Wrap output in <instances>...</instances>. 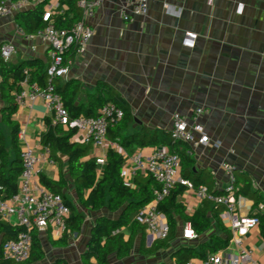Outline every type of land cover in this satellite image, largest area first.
Segmentation results:
<instances>
[{
  "label": "crops",
  "instance_id": "0c3cea01",
  "mask_svg": "<svg viewBox=\"0 0 264 264\" xmlns=\"http://www.w3.org/2000/svg\"><path fill=\"white\" fill-rule=\"evenodd\" d=\"M120 3L121 0H108L89 18L93 37L86 51L73 58L69 75L62 78L81 82L77 104L87 106L100 82L111 85L133 115L122 136L139 133L143 128L171 131L174 113L190 118L195 109L203 107L205 112L199 122L211 143L195 150L194 173L211 189L222 192L228 183L223 163L233 164L239 171L240 185L244 183L243 175L248 176L264 203V0H150L148 14L134 16L130 21L121 16ZM167 5L180 14L170 13ZM187 32L198 34L193 48L183 43ZM6 42L16 47L11 65L34 60L47 68L50 46L38 36L22 33L16 16H0V46ZM1 82L0 75V86ZM8 104L0 87V131L9 157L14 159L11 130L2 118ZM50 116L46 102L38 98L29 105L18 106L13 119L26 130L31 146H41L42 133L47 130L46 118ZM73 140L82 141L80 134ZM152 148L134 144L126 151L133 155L139 151L148 153ZM101 154L100 150H91L85 159H96ZM61 173L67 181L66 196L85 215V220L81 231L71 232L64 246L52 244L64 236L59 231L39 232L46 256L34 264L61 260L84 264L83 254L97 219L119 216V212L107 207L91 211L78 201L66 156H62V162L43 164L40 174L59 180ZM143 175L146 174L137 176ZM249 204L254 207L255 200L249 198ZM176 220L177 233L169 248L155 254L142 253L143 243L146 247L151 245L147 231H139L135 233L131 254L118 258L114 253L110 264L174 263L173 253L181 246L197 248L209 239L210 234L185 238L188 223L179 216ZM121 231L127 240L131 237L130 227ZM246 244L256 249L259 262L264 264V239L259 226L249 233ZM91 260L96 262L95 257Z\"/></svg>",
  "mask_w": 264,
  "mask_h": 264
},
{
  "label": "built area",
  "instance_id": "2783aa9c",
  "mask_svg": "<svg viewBox=\"0 0 264 264\" xmlns=\"http://www.w3.org/2000/svg\"><path fill=\"white\" fill-rule=\"evenodd\" d=\"M43 1H46L42 13L46 26L34 34H26L22 28L21 32L32 37L38 36L50 46L51 59L46 69L48 82L43 87L37 82L30 83L28 78L25 79L22 82V89L16 94L18 106L29 105L38 98L44 100L52 112L54 124L76 128L82 141L92 145V150L102 151V154L95 159L100 166L105 164L110 148L118 151L125 157L122 170L125 186H133L134 178L138 174L151 175L156 180L158 187L155 189L154 200L143 206L136 215V220L146 227L150 245L157 239L169 237L171 231L169 220L167 214L159 208V204L173 193L177 185L182 184L187 187L180 198L186 210L193 213L206 200L223 206L220 218L231 234L227 247L209 254L206 259H191L184 264H261L256 249L246 244V238L259 226L258 213L264 211V203L261 202L258 208H254L249 204V198L239 192L240 185L235 165L223 163L228 183L224 191L215 193L206 184L195 186L192 181L183 178L181 158L171 152L168 146H153L148 153L139 151L129 155L119 141L111 140L108 135L110 126L124 117V110L116 103H105L97 117L81 114L71 119L61 95L55 91L54 78L67 77L73 58L86 51L94 34L88 20L108 0H80L82 20L70 28H58L54 24V16L63 12L62 0H6L0 4V16H16L18 12ZM149 1L121 0L119 5L121 16L125 21L132 20L134 16H146L149 11ZM167 10L175 15L180 14V11L171 5H167ZM197 38V33L187 32L183 43L193 48ZM15 51L16 47L13 43L6 42L0 46V55L5 62L10 61ZM70 54L74 57L69 58ZM204 112L203 107H199L190 118L178 112L173 115L171 136L190 145L187 150L190 156H194L199 146H207L211 143L199 122ZM18 137L21 143L23 170L15 195L7 198L0 189V220L22 228L15 239H9L2 244V252L5 259L23 262L32 254V231L37 229L39 232H45L52 229L65 234L69 231L67 221L71 215V208L62 194L51 191L41 183L42 165L56 163L51 158V149L42 145L31 146L27 141L25 129L20 130ZM184 237L188 239L198 237L191 223H188L184 229Z\"/></svg>",
  "mask_w": 264,
  "mask_h": 264
},
{
  "label": "trees",
  "instance_id": "16d2710c",
  "mask_svg": "<svg viewBox=\"0 0 264 264\" xmlns=\"http://www.w3.org/2000/svg\"><path fill=\"white\" fill-rule=\"evenodd\" d=\"M3 1L6 0H0V4ZM79 1H61L63 12L54 16L56 27L70 28L82 20L83 11L79 6ZM45 6L46 1H43L16 14V20L26 34H34L40 28L46 26L47 23L42 17ZM73 57L74 55L70 54L69 58ZM46 69L42 64L34 60H27L19 66H13L2 58L0 61L1 92L3 98L9 103L3 109L2 118L4 124L11 130L12 145L15 152L14 159H10L5 138L0 131V189L7 198L17 193L19 178L23 170L21 144L18 137L21 125L13 119L18 108L16 94L22 89V82L27 78L30 83L37 82L45 87L48 82ZM54 83L55 91L61 95L65 106L70 112L71 119H75L81 114L97 117L105 103L114 102L124 110V117L110 126L108 135L111 140L119 141L126 149L134 144L139 147L168 146L171 152L178 154L181 158L183 178L192 181L195 186L206 184L211 191L220 193L211 189L209 183L203 181L200 176L194 173L195 159L187 153L190 145L185 141L173 139L171 131L143 128L139 133L122 136V131L128 127L133 119L132 111L127 102L108 83H99L97 92L89 96V104L87 106L79 105L76 102V96L81 89L79 80H62V78L56 77L54 78ZM13 91L15 92L14 94L12 93ZM52 119L53 115L46 118L47 130L42 133L41 143L42 146L51 149V158L55 162H62V156L67 157L68 170L74 181L78 201L91 211L107 207L111 212H119V216L116 219L107 216H101L97 219L83 254L84 264H110V256L114 253L118 258L127 257L132 252L135 233L139 231L145 233L146 230V227L136 220V215L143 206L154 200L158 183L151 175H143L135 176L133 186H125L122 177V170L125 164L123 155L110 148L103 167L95 159H85L91 152L92 145L84 141L73 140V137L78 133L77 129L70 125L54 124ZM99 168L101 172H99ZM238 172L237 170V177ZM243 176L244 183L242 185H240L238 180L240 185L239 192L250 199H254V208H258L259 204L263 202L262 196L253 187L248 176ZM40 180L51 191L62 194L71 208V215L67 221L69 231L59 241H52L53 245H67L69 234L81 231L85 215L66 196L64 188L67 187V181L62 173L59 180H53L45 174H40ZM186 188L185 185H177L173 193L161 201L159 208L167 214L171 227L170 235L166 239H157L150 247H146L145 243H143L141 247L142 253L155 254L159 250L171 246V242L175 239L177 233V216L185 223H191L198 236L210 235L209 239L201 242L197 248L181 246L173 253L175 262L170 264H184L195 258L206 259L209 254L216 253L229 245L231 234L224 221L220 218L224 207L206 200L193 213H189L180 200ZM258 215L260 217L259 228L264 239V211H261ZM123 227L131 228L132 234L128 240L121 231ZM214 227L217 230L213 231ZM21 229L19 226H13L4 220H0V264H34L45 258L46 253L39 237V231L34 229L32 231L33 249L31 257L23 262L5 259L2 252V244L9 239H15ZM118 230L119 232H117ZM93 257L96 258L95 263L91 260ZM52 264L68 263L65 260H61Z\"/></svg>",
  "mask_w": 264,
  "mask_h": 264
},
{
  "label": "rangeland",
  "instance_id": "374dc122",
  "mask_svg": "<svg viewBox=\"0 0 264 264\" xmlns=\"http://www.w3.org/2000/svg\"><path fill=\"white\" fill-rule=\"evenodd\" d=\"M150 259V258H149ZM152 259V258H151Z\"/></svg>",
  "mask_w": 264,
  "mask_h": 264
}]
</instances>
